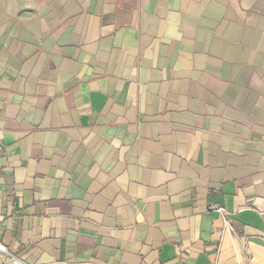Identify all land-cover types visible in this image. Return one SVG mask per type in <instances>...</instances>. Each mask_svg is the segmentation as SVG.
<instances>
[{"label": "crops", "instance_id": "obj_1", "mask_svg": "<svg viewBox=\"0 0 264 264\" xmlns=\"http://www.w3.org/2000/svg\"><path fill=\"white\" fill-rule=\"evenodd\" d=\"M0 240L264 264V0H0Z\"/></svg>", "mask_w": 264, "mask_h": 264}, {"label": "built area", "instance_id": "obj_2", "mask_svg": "<svg viewBox=\"0 0 264 264\" xmlns=\"http://www.w3.org/2000/svg\"><path fill=\"white\" fill-rule=\"evenodd\" d=\"M215 211L221 216L224 224L228 226L230 221V216L228 211L222 206L217 207ZM0 258L2 260V264H28L18 256L11 253L8 250L5 243H3L1 240H0Z\"/></svg>", "mask_w": 264, "mask_h": 264}]
</instances>
